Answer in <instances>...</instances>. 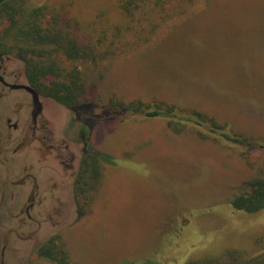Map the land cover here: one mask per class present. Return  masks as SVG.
I'll use <instances>...</instances> for the list:
<instances>
[{"label": "rangeland", "instance_id": "rangeland-1", "mask_svg": "<svg viewBox=\"0 0 264 264\" xmlns=\"http://www.w3.org/2000/svg\"><path fill=\"white\" fill-rule=\"evenodd\" d=\"M200 1L166 4L171 17L164 23L156 19L157 29L167 30L174 23L176 32L148 45L141 44L146 35L133 44L134 29L150 28L143 8L131 20L119 0L25 3L46 7V22L50 14L64 10L75 24L77 18L85 33L95 31V36L112 37L117 25L128 28L116 42L124 52L102 77L96 70L90 73L98 101L178 100L264 143V0H205L191 17ZM4 26L13 39L17 28L9 20ZM183 89H188L185 96ZM50 102L64 144L69 143L79 158L97 150L113 162L104 161L102 183L91 192L86 211L79 214L78 202L72 206L69 187L62 219L47 222L30 240H12L6 264H60L35 251L38 241L53 234L65 243L68 264H139L149 258L184 264L191 257L216 256L231 248L261 251L256 240L264 234V208L247 212L236 209L232 200L243 189L252 191L257 178L264 179V149L256 145L245 152L243 147L204 139L192 126L176 132L161 118L106 116L100 106L88 116L91 106L72 109Z\"/></svg>", "mask_w": 264, "mask_h": 264}, {"label": "trees", "instance_id": "trees-1", "mask_svg": "<svg viewBox=\"0 0 264 264\" xmlns=\"http://www.w3.org/2000/svg\"><path fill=\"white\" fill-rule=\"evenodd\" d=\"M169 2L171 0H119V8L131 20L135 18L136 11L143 8L145 25L150 27L142 26L134 29L133 44L142 41L143 35H146L147 39L141 44H156L161 40L168 39L176 32V27L173 28L174 23L169 24L167 30L157 29L160 22L171 17L166 13V4ZM203 3L205 0L195 6L191 17L197 13L195 10H198V6ZM45 8L43 5L30 6L23 2L16 7H7L5 11L12 27L17 28L14 36L15 47L25 51L24 57L27 59L30 79L48 96L72 109L91 106L87 112L88 116L95 114L94 108L100 106L106 116L130 114L161 118L166 120L168 126L176 132H181L192 126L197 128L198 135L204 139L211 138L243 147L245 152H249L256 145L264 149V143L232 131L229 124L222 122L216 115L194 106L183 105L178 100L135 97L130 99L111 98L106 103L98 101L92 94L93 81L91 83L90 73L96 70V75L102 77L111 63L124 52L123 46L119 47L116 42L119 40V33L123 34L128 28L124 29L117 25V33L112 37L103 35V33L95 36V31L89 34L85 33L80 28L77 18L74 17L75 24L71 18L66 16L67 13L64 10L52 13L55 11L54 7L51 8L52 14L49 15L46 22ZM156 19L160 22L155 23ZM103 32L106 34V31ZM130 43L128 41L126 44ZM91 66L94 69L91 70ZM196 77L211 83L205 77L199 75ZM190 90L194 93L193 89ZM186 92L188 89H183L182 96H185ZM104 161L113 162L107 154L97 150L86 151L81 158L79 172L75 180V195L78 198L79 214L88 209L92 201L91 192H96L100 188L105 170ZM256 182V184L255 181L253 182L252 191L243 189L232 200L236 209L257 212L264 208V203L261 202L264 197V179L257 178ZM256 243L261 246V251L256 254L231 248L216 256L191 257L184 264H264V234L257 238ZM35 251L40 257L60 264L69 262L67 247L63 241L58 239V236L41 242L36 246ZM139 264L163 263L149 258Z\"/></svg>", "mask_w": 264, "mask_h": 264}, {"label": "flooded vegetation", "instance_id": "flooded-vegetation-1", "mask_svg": "<svg viewBox=\"0 0 264 264\" xmlns=\"http://www.w3.org/2000/svg\"><path fill=\"white\" fill-rule=\"evenodd\" d=\"M25 1L0 0V264L12 240H30L62 219L69 187L70 203H77L74 182L84 154L64 144L49 109L55 99L32 82L25 51L4 26L5 9Z\"/></svg>", "mask_w": 264, "mask_h": 264}]
</instances>
